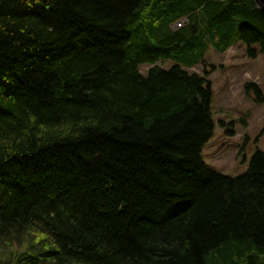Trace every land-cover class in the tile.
<instances>
[{
	"label": "trees",
	"instance_id": "obj_1",
	"mask_svg": "<svg viewBox=\"0 0 264 264\" xmlns=\"http://www.w3.org/2000/svg\"><path fill=\"white\" fill-rule=\"evenodd\" d=\"M237 41L252 0H0V264H264V151L207 165L183 68Z\"/></svg>",
	"mask_w": 264,
	"mask_h": 264
},
{
	"label": "rangeland",
	"instance_id": "obj_2",
	"mask_svg": "<svg viewBox=\"0 0 264 264\" xmlns=\"http://www.w3.org/2000/svg\"><path fill=\"white\" fill-rule=\"evenodd\" d=\"M252 1L264 13V0ZM183 24L181 20L174 26ZM257 49V44L241 41L224 52L210 47L204 62L184 67L205 76L211 84L214 128L202 156L208 166L223 174L243 173L254 152L264 151V56ZM174 64L169 59L155 63L162 68ZM150 67L141 64L139 71L145 73Z\"/></svg>",
	"mask_w": 264,
	"mask_h": 264
}]
</instances>
